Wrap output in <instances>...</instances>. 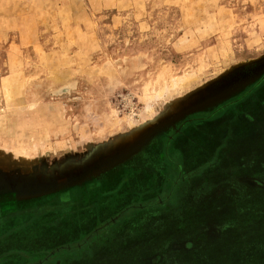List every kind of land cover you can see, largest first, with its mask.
<instances>
[{"label": "rangeland", "instance_id": "374dc122", "mask_svg": "<svg viewBox=\"0 0 264 264\" xmlns=\"http://www.w3.org/2000/svg\"><path fill=\"white\" fill-rule=\"evenodd\" d=\"M263 78L264 0H0V264H264Z\"/></svg>", "mask_w": 264, "mask_h": 264}, {"label": "flooded vegetation", "instance_id": "af4514ba", "mask_svg": "<svg viewBox=\"0 0 264 264\" xmlns=\"http://www.w3.org/2000/svg\"><path fill=\"white\" fill-rule=\"evenodd\" d=\"M262 83L264 84V78L259 80L255 84H258L257 87L260 88V87L263 86ZM260 84H262V85H260ZM263 88H264V86L262 87V89ZM247 102H248V100H247ZM243 105H244V101L240 100V101H237V103H235V104H231L226 109H224V108L215 109L207 117L206 116H201V115L198 114L199 116H196L197 118H195V120L189 118L183 124H181L178 128L172 129L171 131H169L167 133L169 143H171V145H173L175 147L176 145H178V144H180L181 142H184V141H189V142L190 141H196L194 138H192V136L195 135L193 133L196 132L200 128V126L202 124H204V123L205 124H207V123L213 124L215 122L220 121L221 123L225 122V123H229L231 125L234 124V127L235 128L239 127V129H242L245 126L252 124V122L249 123L248 118L241 117L243 112L239 111V107L241 106L240 108H243ZM224 110H227V111H224ZM221 111H224V112H223L222 115H219L218 113L221 112ZM233 117H234V119H233ZM153 146L155 148H158L157 147L158 146L157 143H155V145H153ZM139 162H142V161L139 160ZM122 177H124V176H122ZM99 182H101V181H99ZM59 199L60 200H64L65 203H67V202H69L71 200L70 196H63L62 198H59ZM49 202L50 201H48L46 203H49ZM51 202H54V198H52ZM57 211L60 212V210H58V209L57 210H51L48 213H46L45 216L49 217L48 219H50L51 216L57 214L56 213ZM0 212H2V209H1ZM38 219H40V218H37L36 220H38ZM35 224H37V222H33L30 226H35ZM41 231H44V230H41Z\"/></svg>", "mask_w": 264, "mask_h": 264}]
</instances>
